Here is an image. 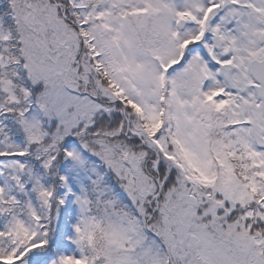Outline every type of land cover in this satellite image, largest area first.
Segmentation results:
<instances>
[{
    "label": "snow or ice",
    "instance_id": "1",
    "mask_svg": "<svg viewBox=\"0 0 264 264\" xmlns=\"http://www.w3.org/2000/svg\"><path fill=\"white\" fill-rule=\"evenodd\" d=\"M0 264H264V0H0Z\"/></svg>",
    "mask_w": 264,
    "mask_h": 264
}]
</instances>
